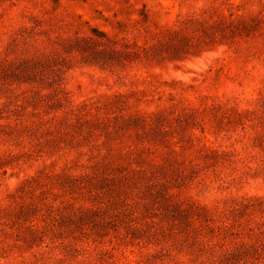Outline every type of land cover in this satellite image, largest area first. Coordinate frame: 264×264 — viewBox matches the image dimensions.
Here are the masks:
<instances>
[{"label": "rangeland", "instance_id": "rangeland-1", "mask_svg": "<svg viewBox=\"0 0 264 264\" xmlns=\"http://www.w3.org/2000/svg\"><path fill=\"white\" fill-rule=\"evenodd\" d=\"M0 264H264V0H0Z\"/></svg>", "mask_w": 264, "mask_h": 264}]
</instances>
